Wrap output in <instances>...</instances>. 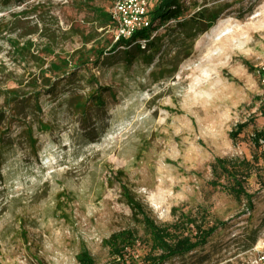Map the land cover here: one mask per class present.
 <instances>
[{"label":"rangeland","instance_id":"rangeland-1","mask_svg":"<svg viewBox=\"0 0 264 264\" xmlns=\"http://www.w3.org/2000/svg\"><path fill=\"white\" fill-rule=\"evenodd\" d=\"M115 2L0 0V264H80L84 252L110 264L106 242L124 230L137 233L124 261L145 264L149 236L121 184L176 237L215 228L164 264H251L264 241V0H181L182 19L218 8L187 59L174 19L154 21V59L145 40L113 50ZM217 159L246 165L252 209ZM43 185L36 209L19 205Z\"/></svg>","mask_w":264,"mask_h":264},{"label":"trees","instance_id":"trees-1","mask_svg":"<svg viewBox=\"0 0 264 264\" xmlns=\"http://www.w3.org/2000/svg\"><path fill=\"white\" fill-rule=\"evenodd\" d=\"M179 0H159L152 12V24L159 19L162 22L174 19L177 23L174 26L171 43H174L180 50L183 59L189 57L188 51L193 48L194 40L203 32L207 31L209 27L217 19L215 11L218 8L203 7L193 16L188 18H181ZM33 33H36L35 27ZM155 29L153 26L136 32L128 39H119L112 46L113 50L118 46L128 47L141 40L146 41L150 52V57L154 59L162 50V42L164 36H154L151 39L152 32ZM264 74V71H261ZM264 113V101L262 106ZM243 129V125H239L237 132ZM231 137H234L231 134ZM260 141L264 143V127L262 131L254 134V145L259 146ZM216 166L221 170L225 177L231 182L229 187L230 192L237 198H244L248 201L249 208L252 209L251 203L252 196L246 194L242 183L248 178V169L246 165L239 167L236 163H230L225 159H217ZM121 196L125 204L130 208L132 219L135 223H141L149 236V251L146 254L145 264H164L173 258L183 257L190 254L197 249L203 247L208 238L213 234L215 228L203 230L201 227L196 226L194 236L185 235L176 237L171 232L176 226H158L147 214L146 208L137 200L131 191L123 184L120 185ZM137 241V233L134 231H121L109 237L106 242L110 254L113 258L110 264H127L124 261L123 254L126 249L132 247ZM80 264H95L87 253H81L78 257Z\"/></svg>","mask_w":264,"mask_h":264},{"label":"built area","instance_id":"built-area-1","mask_svg":"<svg viewBox=\"0 0 264 264\" xmlns=\"http://www.w3.org/2000/svg\"><path fill=\"white\" fill-rule=\"evenodd\" d=\"M158 1L116 0L110 11L111 20L114 23L116 40L128 39L136 32L154 26L149 19V11ZM262 69L264 71V68ZM253 251L255 255L251 264H264L263 239H261Z\"/></svg>","mask_w":264,"mask_h":264},{"label":"bare ground","instance_id":"bare-ground-1","mask_svg":"<svg viewBox=\"0 0 264 264\" xmlns=\"http://www.w3.org/2000/svg\"><path fill=\"white\" fill-rule=\"evenodd\" d=\"M228 28V23L224 20L219 21L215 27L213 28L214 33H218L219 31H225ZM163 53L156 59V62L154 63V66L159 67L162 63L161 58H162ZM48 189L46 185L41 186L36 193H25L26 198L25 200L21 201L19 205L25 207L26 209L29 210H34L36 209L40 202L47 196Z\"/></svg>","mask_w":264,"mask_h":264}]
</instances>
